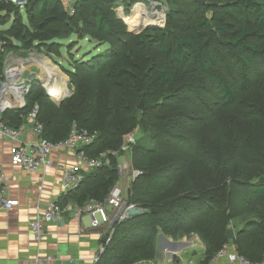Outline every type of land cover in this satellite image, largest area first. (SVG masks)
Returning <instances> with one entry per match:
<instances>
[{"label": "trees", "instance_id": "1", "mask_svg": "<svg viewBox=\"0 0 264 264\" xmlns=\"http://www.w3.org/2000/svg\"><path fill=\"white\" fill-rule=\"evenodd\" d=\"M118 1L78 0L70 14L63 0H29L24 10L0 0L3 79L13 49L53 54L74 34L106 46L70 71L74 92L60 105L35 88L26 106L3 119L18 126L38 103L44 137L64 140L74 124L96 131L86 148L94 156L118 150L141 129L133 165L142 174L129 197L143 211L114 224L96 264L153 260L160 233L198 235L206 248L196 264L229 243L250 261L263 260L264 0H166L168 26L139 33L118 18ZM120 1L129 11L142 0ZM110 157L58 202L105 200L119 181Z\"/></svg>", "mask_w": 264, "mask_h": 264}, {"label": "built area", "instance_id": "2", "mask_svg": "<svg viewBox=\"0 0 264 264\" xmlns=\"http://www.w3.org/2000/svg\"><path fill=\"white\" fill-rule=\"evenodd\" d=\"M18 5L22 10L25 9L29 0H9ZM71 12H75L74 4L78 0H63ZM149 2L139 1L133 4L132 11L138 5L144 6L146 12L142 13V18L152 17L157 19V24L151 25H165L166 10L168 8L166 0H148ZM124 6H120L121 10ZM160 16V17H159ZM127 17L122 16L123 20L130 26ZM146 27V26H144ZM132 29V28H131ZM4 52V42L0 41V55ZM21 59L6 56L5 62L8 64L4 69L3 79L0 76V135L11 142L10 156L11 163L14 166H21L23 169L30 172H37L51 167L54 162L52 156L57 152L63 150H70L76 162L69 167L63 168V176L60 181V186L64 193L74 190L79 187L85 178V172L105 165L110 161V156L114 155L118 159L117 168L119 172V180L112 188L107 198L103 201L92 198L84 204L76 202H68L62 206L58 200H51L47 206L36 217L29 222L31 234L41 242L44 238L45 227L50 223H63L65 221V214H69L73 218L82 219L84 215H89L91 218V226L95 229H103L106 241L110 240V235L113 234V226L115 223L122 222L131 216V210L134 204L127 198V188L142 174L139 168L133 165V147L137 142V135L135 132L129 133L124 137V141L118 150L110 152H103L99 155H90L86 148L89 147L96 139L98 133L87 128H79L76 124L68 136V138L61 141H52L44 137V124L39 119L40 106L38 103L34 105L31 111L23 117L24 121L18 125L13 126L8 124L3 119V113L10 109H15L18 106H25L26 93V78L25 70L20 66L25 64L26 59H21L24 62H16L17 66H11V60ZM19 70L18 72H16ZM15 71V74L12 73ZM8 80L21 81L19 84L21 89V97H17L16 102L10 92L7 90ZM10 90V89H9ZM19 102V103H18ZM33 123V126L31 124ZM6 177L3 173V164L0 159V207L13 208L19 204V200L10 199L6 196ZM41 188V186H40ZM106 243V242H105ZM104 242L100 249H104ZM226 256L228 260L235 264H264V259L259 262H252L237 251H232L228 245H225L217 255L208 262V264H219V258ZM52 257L41 258L38 257L34 264H47ZM98 258H96L97 260Z\"/></svg>", "mask_w": 264, "mask_h": 264}, {"label": "crops", "instance_id": "3", "mask_svg": "<svg viewBox=\"0 0 264 264\" xmlns=\"http://www.w3.org/2000/svg\"><path fill=\"white\" fill-rule=\"evenodd\" d=\"M10 145L11 142L0 135L6 196L19 200V204L13 208L0 207V264H34L38 257H52L47 264H96L105 234L103 229L91 226L89 215L78 219L65 214L63 223H50L45 227L41 242H37L29 228L32 218L44 210L51 200H59L64 194L60 186L63 168L76 162L74 154L67 149L57 152L52 156L54 164L51 167L30 172L12 165ZM192 236L200 240L201 248L205 250L200 237L196 234L189 237ZM228 246L236 251L233 243ZM218 263L235 264L226 256L219 258Z\"/></svg>", "mask_w": 264, "mask_h": 264}, {"label": "rangeland", "instance_id": "4", "mask_svg": "<svg viewBox=\"0 0 264 264\" xmlns=\"http://www.w3.org/2000/svg\"><path fill=\"white\" fill-rule=\"evenodd\" d=\"M143 1V0H142ZM143 2L148 3V0H144ZM133 4V3H132ZM135 4V3H134ZM122 6L121 1L119 0L117 2L116 11L118 18H122V16H130L127 17V21L132 26L131 29L130 26L127 25V31L131 33H139L142 31L143 27L149 24H157V19H149V18H142L143 9L141 10V7L138 6L136 16H131L133 14L132 6L130 7L129 11L125 8H122L121 10L119 7ZM70 14L72 13L70 8L67 7ZM128 11V13H126ZM167 11V10H166ZM167 14V13H166ZM207 14H211V12H207ZM160 17V16H159ZM123 19V18H122ZM25 22L26 19L24 18ZM138 23V27H134V23ZM11 23V22H10ZM9 23V24H10ZM9 24L1 26L4 28L5 26H9ZM166 24V23H165ZM165 25H160V27H164ZM168 26V23L166 24ZM165 26V27H166ZM150 27V26H148ZM147 28V27H146ZM144 30V29H143ZM81 34H74L71 37L59 40L58 44V50L57 52L50 54L46 50L41 49L39 47L33 46L27 50L23 49H13L9 51V57L13 58H26L25 64L20 66L22 69L25 70V78H27V75L31 72H36L38 74V79L34 80L32 83L28 82L26 79V93H25V102L26 105L29 102V96L32 93V91L35 88H43V90L48 94L49 98L55 103L60 105L64 99L70 97L74 92V85L71 78V70H74L75 65L80 62V59L85 56V58H90L93 54L98 53L100 50L105 49L106 46L100 45L96 39H92L90 37H80ZM21 59H13L11 60V66H17L18 64L16 62H24ZM29 60V61H27ZM8 64L4 61V69L6 68ZM51 72V74L55 77V81H57V86L60 88L59 95H53L49 94L50 92V86L48 87L46 85L47 82V75L48 72ZM6 80V77H5ZM10 86L16 85L19 86L22 82L7 81ZM10 98L14 99L16 102L17 94H15L14 90L12 91L10 89ZM62 97V101L56 99ZM56 97V98H55ZM17 103V102H16ZM19 103V102H18ZM25 105V106H26ZM143 106V103L141 104ZM19 107V106H18ZM16 107V108H18ZM138 137L142 134L141 129L138 128L134 131ZM124 141V140H123ZM118 161V159H117ZM107 165L110 164V161H107ZM120 181V180H119ZM131 186H128L127 188V198L128 200L134 204L133 209L131 210V216L136 215L143 211L141 207H139L138 203L131 201L129 197V189H132ZM113 234L110 235V238ZM106 236V235H105ZM110 241V240H109ZM109 241L104 242V249H99V258L100 256L106 251V246L109 243ZM202 243L200 240L196 239L194 236H184V237H178L174 238L172 236H168L165 234L160 233L157 237V253L156 257L153 260L149 261H142L138 262L136 264H196L199 261H201V258H205V250L201 248ZM197 246V247H195ZM201 250H203L201 252Z\"/></svg>", "mask_w": 264, "mask_h": 264}, {"label": "bare ground", "instance_id": "5", "mask_svg": "<svg viewBox=\"0 0 264 264\" xmlns=\"http://www.w3.org/2000/svg\"><path fill=\"white\" fill-rule=\"evenodd\" d=\"M141 7V10L143 9V12H146V8L144 6H141V5H138ZM138 6L135 8V11L137 10ZM135 11L133 12V14L131 16H136L137 15V12L135 13ZM147 18H151L154 20V18L152 17H147ZM149 25V23L147 24ZM132 27V26H131ZM134 29V28H132ZM135 30V29H134ZM29 61V60H27ZM24 70V69H23ZM19 70H17L16 72H18ZM15 74V71L12 73V75ZM55 77L51 74V72L49 71L48 72V75H47V82H46V85L49 87L50 86V92L51 94H53L54 96L55 95H59V92H60V88L57 86V81H55ZM9 89H11L12 91L14 90L15 94H17V97H21V89H20V86H16V85H12V86H8L7 87V90L9 92H11ZM60 97V96H59ZM56 98V97H55ZM58 100H61L62 97L60 98H56Z\"/></svg>", "mask_w": 264, "mask_h": 264}, {"label": "water", "instance_id": "6", "mask_svg": "<svg viewBox=\"0 0 264 264\" xmlns=\"http://www.w3.org/2000/svg\"><path fill=\"white\" fill-rule=\"evenodd\" d=\"M149 25H146V27H148ZM146 27H143V29H145ZM142 29V30H143ZM27 81L32 83L34 80L38 79V74L36 72H31L27 75ZM49 94L51 95V92H49ZM52 96V95H51ZM63 99L60 100V102L62 101ZM19 109H22L23 106H19L18 107ZM31 126H33V123L31 124ZM226 235L228 238H235V232H234V229L233 228H228L227 232H226ZM106 241V238L104 237L103 238V242Z\"/></svg>", "mask_w": 264, "mask_h": 264}]
</instances>
